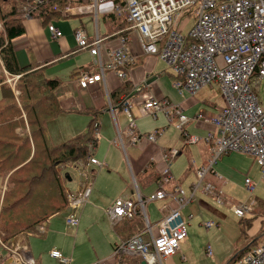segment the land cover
<instances>
[{
	"label": "built area",
	"instance_id": "built-area-1",
	"mask_svg": "<svg viewBox=\"0 0 264 264\" xmlns=\"http://www.w3.org/2000/svg\"><path fill=\"white\" fill-rule=\"evenodd\" d=\"M47 0H24L17 3L16 12L22 18L33 16ZM88 3L85 9L95 13L98 4L107 0H81ZM62 16L74 15L81 10L76 5H65L59 8ZM112 12L123 15L127 29L138 35L141 50L146 55L157 57L167 66L173 75L172 85L180 95L194 96L204 87L218 85L223 106L216 115L203 116L200 112L192 117L186 116L182 108L168 99H156L150 95L139 109L142 115L163 113L168 122L175 119L174 127L184 138V142L196 143L202 140L208 144V166H200L196 173L199 181L212 165L223 155L231 151L246 154L257 164L260 178L264 181V106L261 105L257 92L264 80V0H119L113 3ZM192 13L191 16H188ZM190 19L193 24L188 26ZM46 29L53 39L62 36L61 31L52 22ZM78 49H89L92 55H100L102 39L97 35L89 38L86 31L76 28L73 32ZM128 36L121 35L119 45L110 50L106 68L112 70L120 81L126 80L128 68L135 60L130 52ZM100 73L89 74L81 72L78 83L81 88H88L103 80V63L98 58ZM6 82L13 86L14 80L20 75L4 71ZM130 97L122 96L120 110L126 117V136L131 145L142 139L149 142L162 134V130L141 133L135 125L132 115ZM189 120L204 121L213 125L217 132L208 133L204 137L190 135L185 126ZM96 125L94 132L96 133ZM125 149L120 134L112 141ZM93 143H88L89 151H93ZM163 163L157 188L142 197L138 191L131 199L116 198L105 210L109 223L113 226L122 218H130L139 212L144 213L146 201L168 198L169 212L162 217L155 231L148 228L118 241L105 258L91 264H125L127 256H138L147 264H162L163 259L177 253L180 243L186 237V222L181 210L194 198V192L199 185H193L189 194L178 185L173 184L171 191H166L165 185L172 183L170 173L172 159L179 149L163 148L160 151ZM81 179L79 190H67L68 214L65 223L76 227L78 217L75 211L88 200L91 192L89 185L93 174L88 166L104 164L93 156L84 165L81 161L73 163ZM65 166V165H64ZM63 167V166H62ZM213 172V171H212ZM245 189L253 192L255 183L244 179ZM206 193L212 194L218 202H222L220 192L206 183L203 186ZM230 209L237 217H242L248 210L245 204H230ZM211 222L204 226L209 228ZM145 232L148 236L145 237ZM0 263L7 258L11 264H36L27 247L8 245L0 239ZM206 254L212 255L209 245ZM49 255L60 264H69V259L53 249ZM234 264H264V239L250 247Z\"/></svg>",
	"mask_w": 264,
	"mask_h": 264
},
{
	"label": "crops",
	"instance_id": "crops-1",
	"mask_svg": "<svg viewBox=\"0 0 264 264\" xmlns=\"http://www.w3.org/2000/svg\"><path fill=\"white\" fill-rule=\"evenodd\" d=\"M117 1L119 0H107L104 3H100L97 6L96 12L92 13L85 9V6H87L88 3L80 0L78 3V7L80 8L81 11L79 13L74 15L64 16V20H61V18L56 20L53 19L54 21H52V23L56 27H58L62 33V36L58 39H53L51 37V35L46 29V25H43L41 23L42 27H40V25L35 20L33 19L27 20L25 23H23L24 33L19 36V38L16 40L15 43L13 42L12 39V44L14 47L16 61L20 67L26 66L31 62H35V63L47 65L48 68V66L54 64L58 60H64L69 56H71L73 53H76L78 51L83 52L84 53L83 56L87 54V57L91 59L90 61L82 60L81 63H77V64L74 63V68L69 73V79L66 80L65 82L57 78L62 82V85L57 91V98L60 102V105L64 109H66L64 113L62 112L63 114H68L72 112L74 113L83 112V113L91 114L88 121L85 122V126H83V121H82L80 127H84V129L81 132H83L87 128L88 122L91 120V118H93V122H94L93 129H94V125L97 126L96 127L97 138L93 150V157L98 162L103 163L104 164L103 166H106L105 164L106 159L104 157L102 158V153L104 151L105 154L107 153V155L108 154L113 155V153L116 154L118 153L117 149L114 150L111 149L110 143L112 144L113 143L112 141L117 137L118 133L120 134L123 143H125V150L122 149L124 152L123 155L125 156L127 168L135 184L134 187L135 190H133L132 196L130 198H123V199H131L134 197L136 191H138L141 196H144L141 194L139 187L143 188L153 183L154 189L150 191V193L157 188V184H156L157 180H155L154 178L160 176L159 169H161L162 167L161 166L162 160L160 153L161 149L179 147L178 149L180 150L179 153L177 154L179 155L181 153V148L185 146L174 143L166 144L164 143L163 138L157 140L156 142H149L147 140L142 139L139 143L131 145L128 142V138L125 134L127 127V120L123 112L120 110V106H119L121 97L122 96L128 97L131 95L129 100L132 103V108H131L132 115H133V111L139 113L140 107L150 95H152L158 100L166 98L171 103L179 105L182 108V112L188 117H192L193 115H195V113L190 114L188 112L195 104V101L193 100V97H190L188 95H180L178 94V92L176 93L178 94V96L180 95L179 97L180 99L178 100L174 98V94L172 90L169 88V84H168L169 82L167 80V78L170 77L172 78V82H173V75L168 71L167 66L163 63V61H161L157 57H154L152 55H146L142 52L137 33L133 30L127 29L128 25L123 15L113 14L112 12L113 3ZM38 16L40 17V13H38ZM76 28L84 29L89 38H93L97 35L99 38L102 39L99 56L92 55L89 52V49L77 48L75 40L73 38V32ZM121 35H127L129 37L128 45L131 54L135 58L134 62L128 68L125 69L127 72V77L126 80L124 81H120L115 75V73L112 70L106 68V66L104 65L109 60V55H108L109 51L114 49L115 47H118L119 45L118 39ZM98 58L103 63V76H104L103 80H100L99 82L88 88H81L78 83V76L81 72H87L89 74L100 73ZM160 62L163 64V66L159 67L158 63ZM0 70H2L3 73L4 71H6V69L3 67L1 62H0ZM45 76L48 78H56V77H49L46 74ZM16 80H14L13 86L8 84L6 80H4V82L7 83L12 90H14V85ZM146 81H150V82L145 86H143L139 91L131 94L136 87H138L142 83H145ZM124 83L130 84V90L127 93L121 94L117 101L111 102L109 98L111 92ZM210 106L213 107V105ZM218 111H216V113ZM118 113L124 116L126 120V125L125 123L124 125L118 123V118L116 116V114ZM214 114H206V116H211ZM160 115H162V117L164 116L163 113H161ZM157 117L158 115L155 117V119H157ZM134 118L136 119L135 116ZM164 118L165 116L163 117V119ZM163 122L164 124H162L161 122L159 125L152 126V129L153 130L159 129L162 131L164 130L166 131V128L169 126V124L170 125L173 124L174 126L175 119L172 122H168L167 119L166 122L165 121ZM188 127L194 129L203 136L207 135L208 133L215 134L217 132L216 128L213 125L201 120L200 121L189 120V122L185 126V129ZM75 130L78 131L79 127L78 128L72 127L69 129L68 133L71 135H69L68 138L80 133V132L75 133ZM137 130L139 131L140 129L137 128ZM60 134H64V133L61 132ZM99 137L103 139V142L101 140L99 142ZM64 140H61L60 142ZM203 144L204 147L206 148L205 152H207V157L206 159L204 158L202 160L200 166L206 163V160L209 156L208 144L204 142ZM126 148L128 149L130 148L133 151L134 158L126 152ZM200 149H202V147H200ZM116 159L117 157L113 158V160ZM110 163L115 167V164L113 162ZM70 165L72 166V168L74 169L77 175V168L72 164ZM95 166L96 165L88 166V169L91 174L95 173V170L93 169V167ZM198 168H196V171ZM175 174L176 173H172L173 176L172 183L165 185V189L167 192L172 190L173 184L178 185L180 187L178 181L175 179L174 176ZM195 175L197 176V173H195ZM205 178L206 180L204 184L209 183L212 185L213 184L212 182H214L217 185V188L214 185L212 186L215 188V191L220 192L219 190L220 185L218 183L220 177L216 175V173H213L212 171L209 175L208 173H206L202 178V180L200 181L199 185ZM138 179H142V181L138 182L137 181ZM80 183H81V179L79 177L76 181L75 187L72 190V192L79 190ZM193 185L194 184H191L189 186L188 191L184 190V192L189 194L191 192ZM199 185L196 187V190L200 187ZM203 186L200 188L203 191V193L211 196L213 199L209 200L203 197V199H199L197 201L196 209H198V215H197L198 219L194 223H192L191 221L194 215L193 210L189 208L187 209L186 206L182 208L181 215L186 222V233H187L186 237L180 243L179 250L177 251V253L163 259L162 264H177V262L179 261L181 262L180 264H186L188 258L192 259V257H194L193 253L195 252V247H196L195 242L192 241L193 237L190 238L189 231H192L193 233L196 232L199 235L202 233V230L207 231L208 229H210V227L206 228L204 224L209 221L212 223L211 226L214 225V223L211 220H207V217H209V215L211 214L216 215L218 217H224L223 213L220 210L214 208L215 204L213 201L215 200L217 204H221L223 200L221 203L218 202L212 194H208L204 191ZM2 187L3 186L0 182V190L2 189ZM108 190L109 189H107L103 185H95L94 183V186L91 189L90 195L88 197V203L90 204L84 205V207H82V209L79 211L78 214L79 221H78V225L74 227V234H68L67 232L60 231L61 223L57 219L58 214L51 216L49 220L46 222V224L41 226L39 231L36 232L41 234L42 236H46V238L48 239L47 243L49 247H48L47 255L49 258H51V260L58 261L57 259H54L49 255V252L53 249L58 250L63 257L68 258L69 264H91L97 260H100L110 255L113 246L118 241H120L121 239L120 237L123 234L118 233L113 228V226H111V224L105 220L104 210L108 206H110L116 198H121L120 196H117L114 199L108 198L107 197L109 195ZM260 193L262 194V196L253 195V199L251 203L249 204V206L247 205L248 206L247 212H249V214L246 216L244 214L241 217V218H246V220H244V223H246L245 224L246 239L243 240L244 242H249L252 240V238H256L257 239L256 241H259L258 238L261 236V234L264 231V188L260 191ZM101 196L107 198H102ZM194 197H195V192H194ZM193 200L194 198L192 199V201ZM151 201H154L157 204L151 207V213L149 214L146 209V203H145L144 205L145 217L143 214H139L142 223L141 228L142 227L143 228L138 232L146 231L148 228H150L151 231H155L158 221L169 212V208H168L169 206H167L169 201L168 198L161 200H151ZM68 212L69 210L65 211L64 213L65 214L64 224H66L65 216L68 214ZM247 224L248 227H246ZM239 225L240 224H238V233H239ZM188 227H190L189 230ZM144 236L147 237L148 233L145 232ZM24 238H20V239L14 238L10 240L8 244L27 247V250L31 255V257L34 259L35 263L39 264V257L34 256L32 254L26 242L27 238L26 237ZM83 243H87V244L80 245ZM71 244H72V249L70 250ZM85 245L86 246L89 245V250L90 249L91 250L88 251ZM234 246L235 249L233 253L240 248L239 247L240 245L239 246L234 245ZM204 249H205L204 252L206 254V247ZM87 252H90L89 256L87 255ZM176 258L178 259L176 260ZM227 260L225 261L224 264H226ZM0 264H11V261L9 258H7L4 262ZM58 264H60L59 261Z\"/></svg>",
	"mask_w": 264,
	"mask_h": 264
},
{
	"label": "trees",
	"instance_id": "trees-1",
	"mask_svg": "<svg viewBox=\"0 0 264 264\" xmlns=\"http://www.w3.org/2000/svg\"><path fill=\"white\" fill-rule=\"evenodd\" d=\"M21 1L24 0H0V62L10 74L20 75L14 90L0 75V182L6 185L0 197V239L6 244L21 234L35 233L36 227L43 226L51 216L68 210V189L64 186L67 174L62 175L60 169L77 161L86 165L93 156L88 143L95 147L97 138L91 118L83 132L54 145L49 143L44 131L46 122L66 111L57 98L62 82L45 76L47 65L35 62L23 67L18 65L12 39L24 33L23 18L16 12L17 3ZM79 1L47 0L39 7L41 23L47 25L53 19L64 17L58 9ZM129 90L130 84H121L109 95L110 101H117ZM244 220L246 218L238 219L239 233L234 241L240 248L226 264H234L250 247L264 239L263 231L259 241L252 238L244 242ZM141 226L139 212H136L116 222L113 228L123 234L122 241L140 231ZM126 261L125 264H139L141 258L127 256Z\"/></svg>",
	"mask_w": 264,
	"mask_h": 264
},
{
	"label": "rangeland",
	"instance_id": "rangeland-1",
	"mask_svg": "<svg viewBox=\"0 0 264 264\" xmlns=\"http://www.w3.org/2000/svg\"><path fill=\"white\" fill-rule=\"evenodd\" d=\"M38 13L39 10H37V13L33 14L31 18H23V23H25L27 20L33 19L40 25V27H42ZM191 15L192 13L188 14V16ZM61 20H64V17H62ZM52 21L54 20H51L50 22ZM193 21L194 19H190L188 26H191L193 24ZM18 38L19 36L15 37L13 39V42L15 43ZM83 54H84L83 52L78 51L76 53H73L71 56H69L64 60H58L54 64L48 66V68L45 70V74L49 77L59 78L63 82H65L66 80L69 79V73L73 70L74 63L75 64L81 63L82 60L83 61L91 60L89 59V57H87V54H85L84 56ZM158 66L159 67L163 66V64L160 62L158 63ZM0 74L3 75L4 80H6L7 76L4 75L2 70H0ZM167 80L169 82L168 83L169 88L172 90L174 94V98L179 100L180 95L178 96V94L176 93L177 92L176 89L175 88L173 89L171 85L172 78L169 77L167 78ZM258 90L259 91L257 92V95L259 97L261 105L264 106V80L259 85ZM192 97L193 100L195 101V104L188 111L190 114L192 113L196 114L200 112L203 116H206V114L216 113V111H218V109H220L223 106V99L221 97L219 87L216 84H214L212 87H205L200 89ZM210 105H213V107H211ZM63 113L58 114L57 116L49 119L46 122L44 131L47 135L49 143L52 145L57 144L61 140L68 138V136L71 135L68 133V131L72 127H77V128L79 127V130L78 131L75 130V133L81 132L84 129V127H80L82 121H83V126H85V122L88 121V119L91 116L90 113H83V112L82 113L72 112L68 114H63ZM160 114H157L158 117L157 119H155L151 115H142L140 114V112L136 113V111H133V115L136 117L135 125L138 129L141 130V131L139 130V132L141 133L152 132L153 131L152 126L159 125L161 122L162 124H164L163 121L166 122V118H164L165 119L164 120L163 119L164 116L162 117V115ZM116 116L118 118L119 124L124 125L125 123L126 125V120L124 116H122L119 113L116 114ZM186 130L190 135L204 137L203 135L199 134L197 131H195L190 127L186 128ZM61 132L64 134H60ZM162 138L164 143L166 144L174 143L185 146L181 148V153L177 155L174 159H172L170 164V173L171 175L172 173H176L174 176L175 179L178 181L180 187L183 190L188 191L189 186L191 184L197 185L200 182L199 178L195 175V173H196V168H198L202 163V160L204 158L206 159L207 157V152H205L206 148L204 147L202 141L186 144L184 142V138L181 136L179 131L174 128L173 124L172 125L169 124V126L166 128V131L165 130L162 131V134L158 136L155 142ZM100 140L103 142V139L99 137V142ZM110 147L112 150L117 149L118 153L117 154L113 153V155L111 154L107 155V153L105 154V151L102 153V158L104 157L106 159L105 161L106 166L98 167L96 165L95 167H93L95 173H93L89 185L91 189L93 188L94 183L95 185H103L104 187L109 189L108 190L109 195L107 197L111 199H114L117 196H120L121 198H130L132 196L133 190H135L134 188L135 184L127 168L126 159L125 156L123 155L124 152L119 144L115 145L113 143L112 144L110 143ZM200 147H202V149H200ZM126 152L134 158L133 151L130 148L129 149L126 148ZM114 157H117V159L113 160ZM208 159L209 156L206 160V163H204V165L202 166H206V167L208 166L207 165ZM110 162H113L115 164V167ZM212 171L213 173H216V175L220 177L218 183L220 185L219 186V190L221 192L220 195L223 199V202L221 204H217L215 200H213L215 204L214 208L220 210L223 213L224 217H218L216 215L211 214L209 215V217H207V220H211L214 223L213 226H210V229H208L207 231L202 230V233L199 235L196 232L193 233L192 231H189L190 238L193 237L192 241L195 242L196 247H195V252L193 253L194 257H192V259L188 258L186 264H191V263L192 264H224L225 261L230 257V255L233 253L235 249L234 241L238 234L237 220L239 217L234 215V213L230 209L229 207L230 203L235 205L241 203L249 206V204L253 199V195L262 196L260 191L264 188V181L260 178V172L257 164L252 160V158H250L246 154L238 151H231L228 152L227 154H223L212 165ZM60 173L62 175L67 174L70 177V180L67 179L64 180V186L66 189L72 191L75 187L77 179L79 178L78 173L76 175V172L74 171V169L70 164H66L65 166H63L60 169ZM207 173L209 175L211 171H208ZM245 178H248L249 180L255 183V188L253 193L245 189L244 186ZM205 180L206 178L201 182V184L199 185L200 187L195 191L194 200L186 205L187 209L189 208L193 210L194 215L193 218L191 219L192 223H194L198 219L197 216L198 209H196L197 201L199 199H203V197L209 200L213 199L211 196L204 194L203 191L200 189L203 186ZM212 183H213L212 185H214L217 188V185L214 182ZM5 187L6 185L4 184L2 189L0 190V197H2L3 190L5 189ZM153 189H154L153 183L143 188L139 187L141 194L144 196L148 195V193H150V191H152ZM101 197L107 198L104 196ZM145 203H146V209L150 214L151 207L157 203H155L154 201H147ZM87 204H90L88 203V200L84 205ZM84 205L82 207H84ZM82 207L75 211L77 217ZM65 211L60 212L57 215V219L61 223L60 231L67 232L68 234H74V227L64 224ZM248 214L249 212H246L245 216ZM105 220L109 222L106 215H105ZM40 228L41 226L36 227L35 231L38 232ZM189 228L190 227H188V230ZM36 232L21 234L16 238L17 239L24 237L27 238L26 242L29 246L30 251L34 256L39 257V264H58V261L51 260V258H49L47 255L49 246L47 243L48 239L46 238V236H42L41 234ZM84 244L87 243H83L80 245H84ZM207 245H209L211 248L212 251L211 256H208L204 252L205 250L204 248ZM85 247L87 248L88 251L91 250V249L89 250V245L87 246L85 245ZM71 249H72V244L70 250ZM89 254L90 252H87L88 256ZM177 259L178 258H176V260ZM180 263H181L180 261L177 262V264Z\"/></svg>",
	"mask_w": 264,
	"mask_h": 264
},
{
	"label": "water",
	"instance_id": "water-1",
	"mask_svg": "<svg viewBox=\"0 0 264 264\" xmlns=\"http://www.w3.org/2000/svg\"><path fill=\"white\" fill-rule=\"evenodd\" d=\"M150 81H146L145 83L140 84L138 87L135 88V90L131 93L133 94L134 92L139 91L143 86H145L146 84H148ZM131 96V95H130ZM128 96V97H130ZM67 180H70V177L67 175ZM139 264H147L145 260H141Z\"/></svg>",
	"mask_w": 264,
	"mask_h": 264
}]
</instances>
